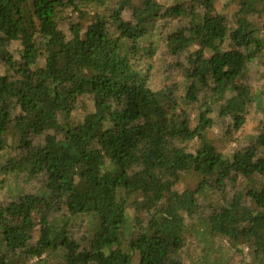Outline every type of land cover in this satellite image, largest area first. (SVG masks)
Here are the masks:
<instances>
[{"label":"trees","instance_id":"obj_1","mask_svg":"<svg viewBox=\"0 0 264 264\" xmlns=\"http://www.w3.org/2000/svg\"><path fill=\"white\" fill-rule=\"evenodd\" d=\"M185 1L0 0V264H264V0Z\"/></svg>","mask_w":264,"mask_h":264},{"label":"rangeland","instance_id":"obj_2","mask_svg":"<svg viewBox=\"0 0 264 264\" xmlns=\"http://www.w3.org/2000/svg\"><path fill=\"white\" fill-rule=\"evenodd\" d=\"M189 1L190 0H186L184 3H182V5H183L182 8H183V10L185 12H186L187 5H189ZM180 23H181L180 20H178V21H176V22H174L173 24H170V25L168 23L167 24H163V27L166 29V28H170V27H172L174 25H179ZM153 44L156 46V51H157V54L158 55L164 53V51H163L164 45L163 44L158 43L156 41ZM185 58H186V56L184 57V59ZM175 74L176 75H174L172 77V82L175 81L176 82L175 83L176 89L178 91H180V92L183 93L182 81L184 80L185 75H184V73H182V74L179 73V68H177L175 70ZM198 120H199V118L195 117L193 119V123L196 124V122ZM214 127H215L214 129L216 130V132H219L220 134H222L221 137L219 138L220 141H224L225 143H230V139L232 138V134H229V135H227V136L224 137L223 136L224 133L223 132L221 133L222 126H220V124H217L216 123V124H214ZM250 132H252V123L251 122H249L248 125L246 127H244L239 133H236V136H244L245 134L250 133ZM232 133L235 134L234 132H232ZM235 146H236V144L231 145V147L228 148L227 152L230 149L235 148ZM238 147H239V145H238ZM17 163L18 162H17L16 159L9 158L4 163V165L6 167H11V166L14 167V166H17L18 165ZM14 175H15V173L13 171L12 172L11 171L10 172L5 171V172H1L0 173V204L8 201V198L10 197V194H9V191H8V184L14 182V179H15ZM193 177H195L194 174H192L191 176H189V178L188 177H185L184 178V181H182L179 184V188L182 190V189H184L186 187H189V188L195 187L196 186V183H197V180L196 179H193ZM202 198L203 197H200V200ZM92 221H93L92 217L89 216L85 220V222L78 221L77 223H73L72 230L70 229V230H67V231L68 232L69 231H72L73 232L74 230H77V231L80 232V233H76V235L79 237V236L82 235L81 234L82 232H84L86 230H89V227H90ZM89 223H90V225H88ZM76 248H77V245H75L74 247H72V249H74V250ZM225 249H226L227 252H229L228 253L229 255L230 254L234 255L233 256V259H232V263L233 264H250V262L253 263V264H255L256 261L260 262V261L263 260L262 257H255L254 256L253 251L250 248V246H246V249L244 251H242V252L240 251L237 254L235 253L236 251H234L231 248L228 249L227 247H225ZM210 254L214 258L217 257V254H216V252L214 253L213 248L210 250ZM223 258L224 259H228V257H223ZM39 259H40V257H36L35 256L32 259V262L34 260H39ZM221 260H223V259L221 258Z\"/></svg>","mask_w":264,"mask_h":264}]
</instances>
